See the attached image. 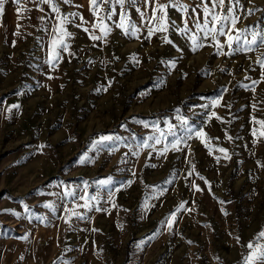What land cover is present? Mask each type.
I'll return each mask as SVG.
<instances>
[{
    "label": "rangeland",
    "instance_id": "374dc122",
    "mask_svg": "<svg viewBox=\"0 0 264 264\" xmlns=\"http://www.w3.org/2000/svg\"><path fill=\"white\" fill-rule=\"evenodd\" d=\"M57 2L83 20L65 25L55 62L48 5L6 0L0 15V264H244L249 243L264 246V45L217 55L207 39L194 51L200 0L169 7L168 30L151 36L155 3L102 4L100 15L115 11L102 40L90 39L101 33L89 0ZM240 4L235 27L250 40L264 31V0ZM122 11L135 35L117 27ZM101 136L113 139L94 147Z\"/></svg>",
    "mask_w": 264,
    "mask_h": 264
},
{
    "label": "snow or ice",
    "instance_id": "6c2138e0",
    "mask_svg": "<svg viewBox=\"0 0 264 264\" xmlns=\"http://www.w3.org/2000/svg\"><path fill=\"white\" fill-rule=\"evenodd\" d=\"M17 5H21L24 0H15ZM31 3L35 4L37 8H39L40 11H44L41 5H48L51 8V11L57 14V20L59 23L57 24L56 28L54 29V33L58 35H54L53 39V54H52V61L55 62L60 58V51L63 50L66 51L68 49V45L65 42L66 37H70L71 33L67 31L65 25L70 24L74 21L75 18H79L80 20H83V17H78V14L75 12L69 13L68 15H61V9H60V3L57 2V0H30ZM63 4H72L73 0H60ZM115 4L119 5L121 9H124V6L127 2V0H114ZM229 7H227L226 11L224 10L225 6V0H211V7H209V4L206 2V0H200V2L196 5V7L201 8L203 11V22L201 23L199 16H196L195 19H193V24L195 25V28L198 30L199 33L202 34L198 35L196 32H193L188 38L191 41V46L193 50H198L200 48H203L205 45L203 43L204 40L211 39L212 46H215L217 55H229L231 53H234L236 51L241 52H247L251 51L253 46L257 45H264V31L261 32H254L252 33V39H247L246 37L242 40V36L245 30H238L236 29V24L239 22V16L236 15V10L242 5L240 4V0H227ZM6 3V0H0V15L4 12V5ZM113 3V0H89V4L91 7V10L95 17H97V23H94L91 25L92 28H96L100 31L101 35H96L95 32L90 33V39L93 40H102L105 39L109 33L110 28L105 23V19L111 20L113 15L115 14L114 9H109V11L106 13V15H100V7L102 4L104 5H111ZM146 3H155L156 7L153 8V17L152 19L155 20L158 24V27L156 28H149V36H151L154 32L157 31H164L166 32L168 30V17H167V9L169 7L175 8L178 11L182 13H188L189 6L181 3V0H168L167 3H162L160 0H146ZM217 9H220L221 11H217ZM18 8V12H19ZM30 11V9H29ZM193 14H196V8L191 9ZM159 12L160 15H156V13ZM249 14H252V9H248ZM143 15V14H142ZM69 17H72L73 19H70ZM41 20H43V17H40ZM188 21L185 20V25H187ZM211 25V26H210ZM79 26V25H78ZM19 27V25H18ZM124 34L126 35H135V33L138 31L135 25H132L128 21L127 12L122 11L120 13V23L117 25ZM85 32H89V28H84ZM184 32H189L190 30L185 27L183 29ZM235 31L236 35H232V32ZM224 36L226 37V40L221 43L219 37ZM165 43H171L167 39V37L164 38ZM227 45L228 49L231 50V52H225L224 47ZM235 45V47H234ZM243 45V46H241ZM59 49V50H57ZM257 64L260 65L261 68H264V56L257 57L256 61ZM174 66V64H173ZM248 79V77H246ZM257 81L252 82V86L249 85H243L245 88H250V90L255 91V85L257 84ZM214 104L219 105V100L214 101ZM19 105H12L8 111H11L13 108H18ZM253 108L256 107L255 104L252 105ZM215 115V113H213ZM217 119L222 118L217 117ZM253 120H255V117H253ZM255 122L261 127H264V120H255ZM197 137H206L207 134L200 131L196 133ZM252 135L254 137L257 136V130L253 129ZM260 136H264V132L260 133ZM189 138H191V130L189 129ZM226 138L231 141L232 137L228 136L226 134ZM112 137L108 136H101L99 140L93 142V146H99L102 145L105 141L112 140ZM202 142H205L202 140ZM257 140H253V143L255 144ZM156 143H160V140L157 138ZM180 143V141H176L172 144L173 150H180L177 145ZM147 147V145H145ZM206 143V147H207ZM167 150V149H166ZM220 153L224 154V159H230L231 157L227 154L228 150L225 148H218L216 149ZM164 153H161L163 155ZM209 154H212V149L209 148ZM217 162H219L220 157H215ZM192 171H195V165H192ZM191 175V172L189 173ZM197 175H199L197 173ZM201 180H203V177H200ZM206 182V181H205ZM102 184L104 182H101ZM207 183V182H206ZM197 191H202V189L199 188L198 185H195L193 182L192 185ZM223 203V201H221ZM87 206V205H85ZM46 207L51 208L52 205H46ZM180 207H183L181 205ZM27 211V208L25 209ZM99 210V209H98ZM10 211V210H5ZM14 215H18L16 213H12ZM71 216H77L80 217V213L73 211L69 217H65V222L70 223ZM162 224L166 225L169 230H171L173 224L175 223V213H173L169 218H167L164 221H161ZM93 231H97L96 229H93ZM264 239V231H261L258 233L257 240ZM237 242L239 243L240 237H236ZM191 243V242H189ZM247 248L250 250L248 255L244 257V264H264V246L260 244H256L255 246L251 243L247 245ZM217 260L219 258L217 257Z\"/></svg>",
    "mask_w": 264,
    "mask_h": 264
}]
</instances>
